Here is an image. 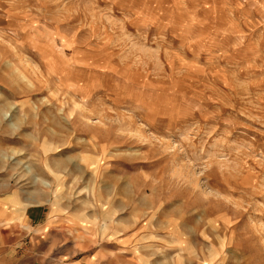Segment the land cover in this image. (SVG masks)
I'll use <instances>...</instances> for the list:
<instances>
[{
    "label": "rangeland",
    "instance_id": "rangeland-1",
    "mask_svg": "<svg viewBox=\"0 0 264 264\" xmlns=\"http://www.w3.org/2000/svg\"><path fill=\"white\" fill-rule=\"evenodd\" d=\"M0 108V264H264V0H0Z\"/></svg>",
    "mask_w": 264,
    "mask_h": 264
},
{
    "label": "crops",
    "instance_id": "crops-1",
    "mask_svg": "<svg viewBox=\"0 0 264 264\" xmlns=\"http://www.w3.org/2000/svg\"><path fill=\"white\" fill-rule=\"evenodd\" d=\"M25 222L32 228V225H36L38 226L40 224V222H43L42 218H24ZM47 248L53 249L54 248V241L51 239L50 236H48L47 238V242H46ZM48 255V254H47ZM25 260H29V264H44L43 260H41V258H39V254L37 252H35V254H31L29 256H23ZM42 257V256H41ZM45 260H47V257H45ZM92 260V258H91ZM48 264V263H46ZM70 264H76V263H70ZM77 264H92V262L90 261H86V262H82V263H77Z\"/></svg>",
    "mask_w": 264,
    "mask_h": 264
},
{
    "label": "bare ground",
    "instance_id": "bare-ground-1",
    "mask_svg": "<svg viewBox=\"0 0 264 264\" xmlns=\"http://www.w3.org/2000/svg\"><path fill=\"white\" fill-rule=\"evenodd\" d=\"M0 110H1V108H0Z\"/></svg>",
    "mask_w": 264,
    "mask_h": 264
}]
</instances>
